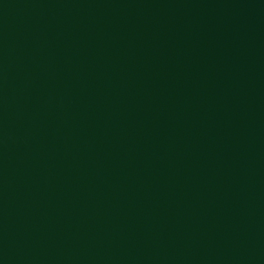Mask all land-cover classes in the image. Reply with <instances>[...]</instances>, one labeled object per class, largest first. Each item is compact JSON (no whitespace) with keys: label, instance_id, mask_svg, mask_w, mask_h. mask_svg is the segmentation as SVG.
I'll return each instance as SVG.
<instances>
[{"label":"water","instance_id":"water-1","mask_svg":"<svg viewBox=\"0 0 264 264\" xmlns=\"http://www.w3.org/2000/svg\"><path fill=\"white\" fill-rule=\"evenodd\" d=\"M0 264H264V0H0Z\"/></svg>","mask_w":264,"mask_h":264}]
</instances>
